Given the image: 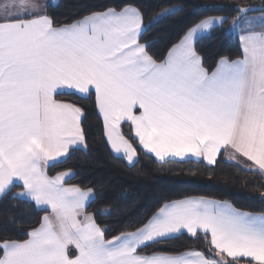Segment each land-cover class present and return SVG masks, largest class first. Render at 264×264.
Instances as JSON below:
<instances>
[{"label":"snow or ice","instance_id":"obj_1","mask_svg":"<svg viewBox=\"0 0 264 264\" xmlns=\"http://www.w3.org/2000/svg\"><path fill=\"white\" fill-rule=\"evenodd\" d=\"M46 7L39 0L0 2V198L18 187L12 199L45 212L27 239L0 240V264H264V213L188 198L108 239L86 210L93 189L68 185L71 171H47L73 146L86 148L83 109L55 98L72 89L85 96L94 90L107 142L130 164L136 149L121 131L124 122L160 160L191 155L214 165L223 150L264 174V30L245 19L254 9L238 8L233 20L234 27L249 25L240 37L242 58H221L209 73L194 40L223 17L200 20L157 61L140 43L143 13L131 4L61 25ZM182 230L210 234L215 256L141 254L149 242Z\"/></svg>","mask_w":264,"mask_h":264},{"label":"trees","instance_id":"obj_2","mask_svg":"<svg viewBox=\"0 0 264 264\" xmlns=\"http://www.w3.org/2000/svg\"><path fill=\"white\" fill-rule=\"evenodd\" d=\"M129 4L143 13L145 31L140 42L148 45L147 51L157 61H162L172 46L200 20L224 16L221 25L200 36L195 43V50L209 72L221 58L236 60L243 56L241 42L229 28L241 15L237 9H254L246 15L264 12V0H58L48 4L46 12L61 25L93 12L108 8L119 10ZM166 9L175 11L160 17ZM57 96L83 109L81 127L86 148H72L66 157L49 165L48 174L72 171L73 175L66 180L68 184L93 189V198L86 210L106 230V238L135 231L165 203L190 196L225 200L240 210L264 213V174L223 157L214 165L196 159L157 160L139 144L132 126L124 123L122 132L137 152V160L129 164L124 157L114 154L107 142L94 93L85 96L63 92ZM18 190L13 188L0 198V240L26 239V233L45 215L31 201L12 199ZM209 241L210 236L205 237L203 232L195 237L183 232L150 242L141 253L179 254L197 250L211 258L215 253Z\"/></svg>","mask_w":264,"mask_h":264},{"label":"crops","instance_id":"obj_3","mask_svg":"<svg viewBox=\"0 0 264 264\" xmlns=\"http://www.w3.org/2000/svg\"><path fill=\"white\" fill-rule=\"evenodd\" d=\"M58 0H39V3L41 4V5H48V4H50V3H56ZM0 2H3V0H0ZM46 10V9H45ZM218 17H223L224 18V20H225V17L224 16H210V17H207V18H218ZM262 17H264V12H260V13H254V14H249V15H245V19L246 20H250V21H254V24H253V26H252V30H254V31H261V30H264V24H261V22H260V19L262 18ZM206 19V18H205ZM224 22V21H223ZM222 23L221 22H219V21H217L211 28H209V29H207V30H204V31H202V32H200V33H198L197 34V37L195 38V40H194V47H195V43H196V41H197V39L200 37V36H202V35H205L206 33H208L211 29H213L214 27H216V26H218V25H221ZM230 30L234 33V34H236L237 36H238V38H239V40H240V42H241V39H240V37H241V35H244V34H246V32H247V30L249 29V25L248 24H246V23H244L243 21H241V22H239V24H238V26L237 27H234L233 26V21L230 23ZM141 43V42H140ZM241 45H242V43H241ZM198 54V53H197ZM199 55V54H198ZM242 58V57H241ZM228 59V58H227ZM240 59V58H239ZM201 60H202V58H201ZM230 60V59H229ZM204 66V65H203ZM217 67V66H216ZM215 70V69H214ZM213 70V71H214ZM212 72V71H211ZM211 72H209V73H211ZM63 92H72V93H76V94H79V95H82V94H80V93H78V92H76L75 90H72V89H62V90H58V94L59 93H63ZM91 93H94L95 94V92H94V90L91 92ZM57 94V95H58ZM55 96V98L57 99V100H60L59 99V97L58 96ZM60 101H62V100H60ZM62 102H66V101H62ZM66 103H69V102H66ZM72 104V103H71ZM99 112V111H98ZM101 116V115H100ZM101 118H102V116H101ZM82 119V118H81ZM102 120H103V118H102ZM124 123H129L130 125H131V123L130 122H124ZM124 123H122V124H124ZM132 126V125H131ZM82 128V127H81ZM132 129H133V127H132ZM121 131H122V129H121ZM123 133V132H122ZM133 133H134V129H133ZM135 135V134H134ZM125 136V135H124ZM126 137V136H125ZM127 138V137H126ZM107 139V138H106ZM128 139V138H127ZM137 140H138V138H136ZM131 143V142H130ZM109 144V143H108ZM133 145V144H132ZM109 146H110V144H109ZM142 146V145H141ZM75 147H77V146H73V148H75ZM134 147V146H133ZM111 148V147H110ZM135 148V147H134ZM142 148H143V146H142ZM144 149V148H143ZM112 150V149H111ZM146 152H148L146 149H144ZM112 152L114 153V154H116V155H118V156H122V157H124L123 156V154L122 153H120V154H118V153H115L113 150H112ZM148 153H150V152H148ZM150 154H152L157 160H160L159 158H157L156 156H155V154L154 153H150ZM229 156H230V153H227V152H224L223 150H221V153H219L218 154V156H217V160H218V158L219 157H223L226 161H229V162H233V163H237V164H239V165H242L243 167H245V168H248V162H246L245 161V159L244 158H240L238 161H233V160H230L229 159ZM62 158H64V157H62ZM61 158V159H62ZM125 158V157H124ZM126 159V158H125ZM168 159H176V160H186V159H196V160H203V161H205L206 163H207V161L206 160H204L203 158H197V157H192L191 155H189V156H186V157H184V158H180V157H165V159L164 160H168ZM137 160V152H136V155H135V157H134V162ZM126 161H127V159H126ZM160 161H162V160H160ZM56 162V161H55ZM128 162V161H127ZM133 162V163H134ZM51 163H54V162H50V164ZM129 163V162H128ZM133 163H131V164H133ZM130 164V163H129ZM71 173H72V171H71ZM54 176V175H53ZM67 183V182H66ZM68 184V183H67ZM68 185H72V184H68ZM18 191H20V189L18 190ZM17 191V192H18ZM188 198H203V199H207V200H214V201H217V202H228V201H225V200H219V199H215V198H210V197H204V196H190V197H185V198H181V199H177V200H172V201H169V202H167V203H171V202H174V201H178V200H183V199H188ZM92 199V198H91ZM90 199V200H91ZM90 202V201H89ZM88 202V203H89ZM88 203H87V205H88ZM229 204H231L230 202H228ZM234 208H236L233 204H231ZM236 209H238V208H236ZM240 210V209H239ZM241 211H245V210H241ZM88 212V211H87ZM158 212V211H157ZM156 212V213H157ZM246 212H249V211H246ZM89 213V212H88ZM155 213V214H156ZM251 213H254V214H261V212L260 213H258V212H251ZM90 214V213H89ZM183 232H185V233H188L186 230H182V232L181 233H183ZM200 232H202V231H200ZM178 234H180V233H177V234H173L172 236H175V235H178ZM189 234V233H188ZM171 236V237H172ZM209 236H210V234H209ZM211 238V237H210ZM27 239V238H26ZM111 239V238H110ZM150 243V242H149ZM190 251H192V250H190ZM197 251V250H196ZM186 252H188V251H186ZM156 253H163V252H156ZM0 254H2V252H0ZM141 254H143V253H141ZM150 254H152V253H150ZM150 254H144V255H150ZM168 254H170V253H168Z\"/></svg>","mask_w":264,"mask_h":264},{"label":"rangeland","instance_id":"obj_4","mask_svg":"<svg viewBox=\"0 0 264 264\" xmlns=\"http://www.w3.org/2000/svg\"><path fill=\"white\" fill-rule=\"evenodd\" d=\"M61 158H62V157H61ZM61 158H59L58 160H60ZM51 164H52V163H51ZM51 164H50V165H51ZM85 190H86V189H85ZM93 194H94V192H93ZM92 198H93V196H92Z\"/></svg>","mask_w":264,"mask_h":264}]
</instances>
